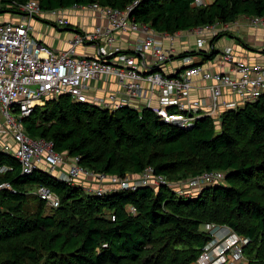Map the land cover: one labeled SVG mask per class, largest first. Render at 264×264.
Listing matches in <instances>:
<instances>
[{"label": "trees", "instance_id": "trees-1", "mask_svg": "<svg viewBox=\"0 0 264 264\" xmlns=\"http://www.w3.org/2000/svg\"><path fill=\"white\" fill-rule=\"evenodd\" d=\"M25 1L1 0L0 15ZM37 1L49 10L89 3L124 9L135 0ZM192 2L137 0L130 18L174 34L241 15L264 16V0ZM216 54L214 48L191 49L173 58L198 56L203 63ZM46 99L23 118L25 133L52 141L88 170L123 177L151 166L167 181L210 170L224 177L192 196L167 185L95 195L43 168L22 174L18 160L0 148V167L7 168L0 183L10 185L0 189V264H194L212 239L205 229L210 224L247 239L244 264H264V93L222 110L218 127L204 116L190 128L162 122L145 107L109 111L68 94ZM39 185L59 196L56 208L33 193Z\"/></svg>", "mask_w": 264, "mask_h": 264}, {"label": "built area", "instance_id": "built-area-1", "mask_svg": "<svg viewBox=\"0 0 264 264\" xmlns=\"http://www.w3.org/2000/svg\"><path fill=\"white\" fill-rule=\"evenodd\" d=\"M211 1L193 0L192 4L201 6ZM136 3L137 0L124 9L98 3L68 7L104 20L88 30L70 25L64 11L68 8L43 10L37 0L13 2L15 11L7 13L9 19L0 22V148L18 160L22 174L38 168L54 174L68 157L57 151L52 141L29 137L24 131L23 118L35 106L43 105L46 97L68 94L74 102L89 103L109 111L121 106L137 110L145 107L162 122L190 128L201 117L214 119L219 116V111L253 101L264 93V63L245 61L237 57L231 46L218 50L211 43L212 38L220 34L231 37L241 22L264 31V16L241 15L233 21L185 30L195 37L194 50L210 52L216 49L217 54L209 61L216 66L226 64L228 70H211L192 61L193 56H188L180 59L184 63L181 69L168 74L165 64L183 51L175 52L172 46L166 47L163 39L172 43L177 32L159 33L148 24L131 19L130 11ZM43 18H50L55 26L73 30L74 35L66 50L55 52L32 35V21ZM122 37L128 39L127 47L120 44ZM78 46L91 48L93 53L78 54L75 51ZM195 77L208 82L207 102L189 97ZM104 83H112L115 87L105 89ZM225 90L236 96V100H223ZM154 94L157 95L153 97ZM68 158L70 162L65 173L54 175L72 185H79L75 179L81 176H91L98 183L115 185L108 191L134 190L144 185L171 186L164 176L154 173L151 166L145 167L140 180L135 181L129 179L128 174L121 177L93 172L81 166L77 156ZM5 169L0 167V171ZM223 177L222 171L210 170L191 177L188 184L201 189V186L219 182ZM87 187L92 186L82 187L88 194L106 192H101L105 190L102 187ZM2 188H10L9 183L1 182ZM174 190L182 196H192L200 191ZM33 193L47 207L56 208L60 203L59 196L47 186L39 185ZM210 226L205 225V229ZM246 242L247 239L235 233L226 237L222 235L220 239L213 236L195 263L243 264L242 247Z\"/></svg>", "mask_w": 264, "mask_h": 264}, {"label": "crops", "instance_id": "crops-1", "mask_svg": "<svg viewBox=\"0 0 264 264\" xmlns=\"http://www.w3.org/2000/svg\"><path fill=\"white\" fill-rule=\"evenodd\" d=\"M64 11L70 25L72 26H78L80 28L90 30L95 24L104 22V20L98 16H94L90 13L82 14L83 12L74 10L72 8L65 9ZM6 16H8V14L0 15V22L9 19L10 16ZM240 24L241 25H239L236 30H233L234 33L231 37L223 36L219 38L214 43V46L218 50H220L223 46H231L238 58L249 62L256 61L264 63V31L261 28H252L248 25H245L244 22H241ZM32 25V35L43 43L48 44V46H50L52 49L54 48L58 52L61 50H66L69 47V42L74 35L72 29L55 26L50 18L34 19L32 21ZM174 35L175 36L172 43L166 38L163 39V44L166 47L172 46L175 49V52H181L184 50L193 49L195 47V37L189 35L188 32L180 31L175 33ZM120 44L124 47H127L129 44L128 39H126V37L120 38ZM75 51L78 54L83 53L90 55L93 53V50L91 48H85L82 46L76 47ZM191 60L194 62L202 63L200 62V58L198 56L192 57ZM203 63H206V67L214 71L228 70V65L226 64L222 66H216L209 60ZM183 64V61H181L180 59L173 58L165 64V72L168 74L176 72L178 71V69H181L183 67ZM92 83L96 84V82ZM207 83L208 82L199 77L193 78L192 89L189 92V97L191 99H200L204 102H207ZM105 85V89H112L115 87L112 83H106ZM156 95L157 94H154L152 96L155 97ZM222 99L226 101L236 100V96L225 90L223 92ZM221 109L223 108L221 107Z\"/></svg>", "mask_w": 264, "mask_h": 264}, {"label": "rangeland", "instance_id": "rangeland-1", "mask_svg": "<svg viewBox=\"0 0 264 264\" xmlns=\"http://www.w3.org/2000/svg\"><path fill=\"white\" fill-rule=\"evenodd\" d=\"M6 17H9L6 16ZM47 29V28H46ZM54 49V48H53ZM55 52H58L54 49ZM203 67H206V63H203L202 64ZM220 110V109H219ZM221 111H219L220 113ZM220 116V114H219ZM219 116H215L214 120L217 122L216 125L218 127V121H219ZM2 121V117H1V113H0V122ZM69 158L67 157V159H65L64 163L56 170L54 171L55 173H59L61 172L62 173H65V170L67 169L68 167V164L70 162V160H68ZM60 169V170H59ZM54 173V174H55ZM53 174V175H54ZM128 174V177L129 179L131 180H135V181H139L140 180V174L138 175H132V174ZM133 176V177H132ZM87 178H83L82 176L79 177L78 179H75V182H77V184L81 185L82 187H86V186H92V187H87V188H96V187H102L104 188L105 190L101 191V192H104V191H108L110 188H112L113 185L112 183H108V182H103V183H98L96 182L95 180H93V178H91V176H86ZM133 178V179H132ZM167 180V179H166ZM190 180V178H186V179H180V180H168V183L172 186L173 189H176L177 191L178 190H189L190 193L192 192H195V191H198L200 190V187L198 186H190L188 184V181ZM84 182V183H83ZM98 185V186H97ZM96 186V187H95ZM104 186V187H103ZM106 186V187H105ZM109 186V187H108ZM202 187V186H201ZM211 226L210 227H206V230H208L210 232V235H212L211 238H213V236H218V238L220 239V237L222 235H224L225 237L226 236H230V235H233V232H231L227 227L225 226H215V225H212L210 224ZM227 239V238H226ZM211 241V240H210ZM245 262V260H244ZM195 264H198V263H195ZM227 264H241L239 262H231V263H227Z\"/></svg>", "mask_w": 264, "mask_h": 264}, {"label": "bare ground", "instance_id": "bare-ground-1", "mask_svg": "<svg viewBox=\"0 0 264 264\" xmlns=\"http://www.w3.org/2000/svg\"><path fill=\"white\" fill-rule=\"evenodd\" d=\"M61 29H62V28H61ZM47 45H48V44H47ZM221 71H222V70H221ZM48 98H49V97H48ZM45 99H46V98H45ZM46 100H47V99H46ZM46 100H45V101H46ZM35 107H36V106H35ZM31 114H32V113H31ZM29 116H30V115H29ZM29 116H28V117H29ZM25 119H26V118H24V120H25ZM25 128H26V127H25ZM47 140H48V139H47ZM78 161H79V160H78ZM60 166H61V165H60ZM37 170H38V169H37ZM59 170H60V169H59ZM57 171H58V170H57ZM132 177H133V176H132ZM139 177H140V176H139ZM132 179H133V178H132ZM83 183H84V182H83ZM108 183H109V182H108ZM97 186H98V185H97ZM162 186H163V185H162ZM203 186H204V185H203ZM95 187H96V186H95ZM103 187H104V186H103ZM105 187H106V186H105ZM108 187H109V186H108ZM113 187H114V186H113ZM116 191H117V190H116ZM107 192H108V191H107ZM109 192H110V191H109ZM242 251H243V250H242ZM243 264H244V263H243Z\"/></svg>", "mask_w": 264, "mask_h": 264}]
</instances>
